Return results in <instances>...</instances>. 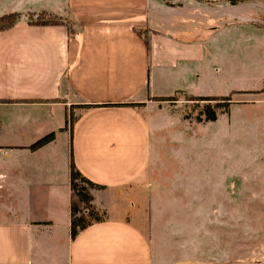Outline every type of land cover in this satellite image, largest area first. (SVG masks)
<instances>
[{
	"label": "crops",
	"instance_id": "1",
	"mask_svg": "<svg viewBox=\"0 0 264 264\" xmlns=\"http://www.w3.org/2000/svg\"><path fill=\"white\" fill-rule=\"evenodd\" d=\"M256 2L57 0L42 11L71 22L20 15L0 31V264H212L165 245L187 224L164 225L171 208L176 221L205 219L206 197L165 187L179 184L180 167L164 177L160 115L171 101L162 98L206 96V19L221 26L211 41L228 29L264 30V13L247 11ZM49 133L53 140L30 148ZM71 156L101 186L90 203L103 217L74 238Z\"/></svg>",
	"mask_w": 264,
	"mask_h": 264
},
{
	"label": "rangeland",
	"instance_id": "2",
	"mask_svg": "<svg viewBox=\"0 0 264 264\" xmlns=\"http://www.w3.org/2000/svg\"><path fill=\"white\" fill-rule=\"evenodd\" d=\"M259 1L256 3H262L247 11L264 13V0ZM54 2L0 0V16L12 13L15 6L26 8L14 12L19 16L41 21L46 19L42 6ZM220 27L210 17L206 19V96L230 95L233 102L229 110L218 109L214 121H204L197 117H202L201 110L208 101L190 100L182 93L172 96L168 100L171 103L163 104L161 110L160 118L166 120L164 125L168 128L163 127L160 136V160L170 170L164 177L167 179L174 171L172 167H180L177 177L182 188L164 179L163 184L172 186L171 193L177 190L184 198H188L187 192L192 197H206L205 219L190 216L178 217L176 221L173 212L177 207L171 208L172 217L166 216L164 225H177L180 220L187 224L179 225L173 233L178 241L168 238L170 242L165 245L170 248L169 255L173 251L181 258H206L212 264H264V30L228 29L209 40L210 34ZM203 34L201 29L176 33L183 38ZM217 68L219 71L215 72ZM174 118L179 119L177 124ZM174 194L165 198L172 203L177 199ZM166 210L161 207L158 211ZM193 226L195 233L186 232ZM164 234L168 236L171 231Z\"/></svg>",
	"mask_w": 264,
	"mask_h": 264
},
{
	"label": "trees",
	"instance_id": "3",
	"mask_svg": "<svg viewBox=\"0 0 264 264\" xmlns=\"http://www.w3.org/2000/svg\"><path fill=\"white\" fill-rule=\"evenodd\" d=\"M204 1H217V0H204ZM230 4H236L238 2H244L246 0H226ZM46 19L41 21H31L32 24L39 25H48V24H59V23H67L63 21V18L60 16L52 15L50 13H46ZM19 15L17 13H7L0 16V31L7 30L14 26ZM172 97L162 98V100H171ZM190 100L195 101H208L204 105L203 110H201V115L197 118H202L204 121H214L217 118V110L227 112L232 104L231 96H191ZM211 102H214L211 105ZM117 105V104H115ZM201 120V119H200ZM54 138V133H49L36 142H34L30 148L36 149ZM70 187H71V196H70V236L74 238L76 234L93 224L94 222H98L103 220L102 215H100L97 211L94 210L90 201L92 200L91 190L95 188H100V185H97L86 178L75 166L72 156L70 162Z\"/></svg>",
	"mask_w": 264,
	"mask_h": 264
}]
</instances>
